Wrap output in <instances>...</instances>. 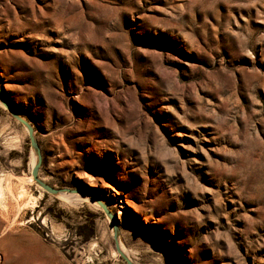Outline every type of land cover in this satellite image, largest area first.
<instances>
[{
    "label": "rangeland",
    "instance_id": "1",
    "mask_svg": "<svg viewBox=\"0 0 264 264\" xmlns=\"http://www.w3.org/2000/svg\"><path fill=\"white\" fill-rule=\"evenodd\" d=\"M0 90L84 191L0 100V264H127L89 193L134 264H264V0H0Z\"/></svg>",
    "mask_w": 264,
    "mask_h": 264
},
{
    "label": "water",
    "instance_id": "2",
    "mask_svg": "<svg viewBox=\"0 0 264 264\" xmlns=\"http://www.w3.org/2000/svg\"><path fill=\"white\" fill-rule=\"evenodd\" d=\"M0 100H1V103L5 106V108L19 122H21L28 130L30 145L37 154V161L35 162V164L32 168V171H31V174H32L34 181L39 186H41L43 189H45L46 191L53 193L55 195L59 192L84 193V191L82 189H79V188L78 189H72V188H67V187L56 188V187L50 185L49 183H47L46 181H44L42 178H40L39 169H40L42 162H43V154H42L41 147L39 145V141L36 137L35 127H34L33 123L28 118L23 116L11 103H9L5 99V97L3 96V93H1V90H0ZM89 196L95 200V202L103 209L105 214L111 219V229L113 230V234H114L116 250L121 254V256L123 258H125L127 264H134L131 261V259L120 248L119 241H118L119 236H120V223H119V220H118L116 214L110 209V206L108 205V203L105 202L103 199L93 195L92 193H89Z\"/></svg>",
    "mask_w": 264,
    "mask_h": 264
},
{
    "label": "bare ground",
    "instance_id": "3",
    "mask_svg": "<svg viewBox=\"0 0 264 264\" xmlns=\"http://www.w3.org/2000/svg\"><path fill=\"white\" fill-rule=\"evenodd\" d=\"M37 161V154H36V152L33 150V164H35V162ZM34 166V165H33ZM33 168V167H32ZM32 175V174H31ZM32 180H34L33 179V177L32 176H29V181H32ZM9 188H10V186H9ZM10 191V190H9ZM12 193V192H11ZM56 195H60V196H62V197H71L70 195L71 194H69V193H67V192H59V193H57ZM83 196L84 194L83 193H79V194H76V195H74V196ZM85 197H87L91 202H94L95 203V200H93V198H91V197H89V196H86L85 195ZM118 241H119V245H120V248H121V250L127 255L128 254V252H127V250L125 249V247H124V245H123V243L121 242V239H120V236H119V239H118Z\"/></svg>",
    "mask_w": 264,
    "mask_h": 264
}]
</instances>
